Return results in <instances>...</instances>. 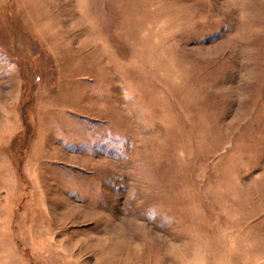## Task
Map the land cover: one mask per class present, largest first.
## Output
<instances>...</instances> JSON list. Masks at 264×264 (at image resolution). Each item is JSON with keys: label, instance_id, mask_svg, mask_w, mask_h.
<instances>
[{"label": "rangeland", "instance_id": "rangeland-1", "mask_svg": "<svg viewBox=\"0 0 264 264\" xmlns=\"http://www.w3.org/2000/svg\"><path fill=\"white\" fill-rule=\"evenodd\" d=\"M0 264H264V0H0Z\"/></svg>", "mask_w": 264, "mask_h": 264}, {"label": "crops", "instance_id": "crops-1", "mask_svg": "<svg viewBox=\"0 0 264 264\" xmlns=\"http://www.w3.org/2000/svg\"><path fill=\"white\" fill-rule=\"evenodd\" d=\"M1 146V145H0ZM1 148V147H0ZM0 160H1V158H0ZM1 167V166H0ZM1 170V169H0Z\"/></svg>", "mask_w": 264, "mask_h": 264}]
</instances>
